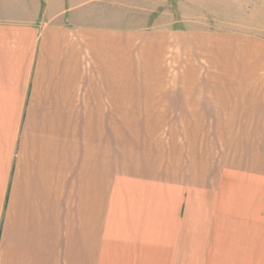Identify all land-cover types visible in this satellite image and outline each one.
Listing matches in <instances>:
<instances>
[{
    "label": "crops",
    "instance_id": "obj_1",
    "mask_svg": "<svg viewBox=\"0 0 264 264\" xmlns=\"http://www.w3.org/2000/svg\"><path fill=\"white\" fill-rule=\"evenodd\" d=\"M92 1L0 0V264H264V36Z\"/></svg>",
    "mask_w": 264,
    "mask_h": 264
},
{
    "label": "rangeland",
    "instance_id": "obj_2",
    "mask_svg": "<svg viewBox=\"0 0 264 264\" xmlns=\"http://www.w3.org/2000/svg\"><path fill=\"white\" fill-rule=\"evenodd\" d=\"M74 5L67 6L68 17L74 14L70 13ZM87 9L79 17L127 30L173 28L264 36L263 0H94Z\"/></svg>",
    "mask_w": 264,
    "mask_h": 264
}]
</instances>
